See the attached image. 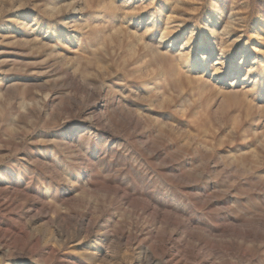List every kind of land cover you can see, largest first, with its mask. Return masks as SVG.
<instances>
[{
  "label": "rangeland",
  "instance_id": "obj_1",
  "mask_svg": "<svg viewBox=\"0 0 264 264\" xmlns=\"http://www.w3.org/2000/svg\"><path fill=\"white\" fill-rule=\"evenodd\" d=\"M0 264H264V0H0Z\"/></svg>",
  "mask_w": 264,
  "mask_h": 264
},
{
  "label": "bare ground",
  "instance_id": "obj_2",
  "mask_svg": "<svg viewBox=\"0 0 264 264\" xmlns=\"http://www.w3.org/2000/svg\"><path fill=\"white\" fill-rule=\"evenodd\" d=\"M209 56H210V54H208V56H206L205 58H204V60H208L209 59ZM229 63V61H228V57H226V56H224V55H221L218 59H217V63H216V65H219V66H221V69H227V68H229L228 67V64ZM206 65V64H205ZM204 65V66H205ZM203 68V67H202ZM230 68L232 69V73L230 74V76H234V75H236V77L235 78H237V74H239V71H237V72H234L235 71V66L233 67V66H230ZM205 71V69L203 70V72ZM217 75V74H216ZM247 75H249L248 73H247ZM212 76H215V73L214 74H212ZM221 79L222 78H224V77H220Z\"/></svg>",
  "mask_w": 264,
  "mask_h": 264
}]
</instances>
